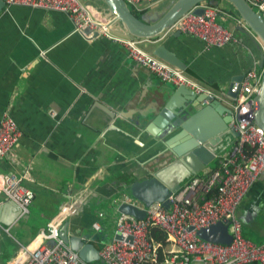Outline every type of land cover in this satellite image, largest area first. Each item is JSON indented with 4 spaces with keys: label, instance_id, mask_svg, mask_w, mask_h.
Instances as JSON below:
<instances>
[{
    "label": "crops",
    "instance_id": "1",
    "mask_svg": "<svg viewBox=\"0 0 264 264\" xmlns=\"http://www.w3.org/2000/svg\"><path fill=\"white\" fill-rule=\"evenodd\" d=\"M82 1L103 18L100 0ZM217 7L215 19L237 36L236 41L206 46L197 35L170 29L158 39L144 40L142 46L153 53L155 45L165 40L185 62L183 69L231 106L232 96L226 94L231 78L252 66L263 74L264 60L262 66L259 63L264 43L254 32L241 31L244 22L232 7ZM169 84L174 85L132 59L119 43L103 35L86 38L73 30L71 18L62 10L24 4L3 7L0 116L12 115L21 134L13 146V161L0 158V171L24 173L23 183L34 196L26 216L9 224L0 222V264L14 259L19 242L34 244L40 229L68 201H76L77 207L62 220L67 235L100 245L91 227L96 211L106 214V202L128 193L125 180L149 175L147 166L170 152H161L166 149L163 140L144 130L168 97ZM161 91L166 92L161 95ZM227 138L230 145L196 174L217 164L236 135ZM6 199L0 193L1 218L12 211L3 208ZM116 211L112 209L113 217ZM111 235L109 229L107 237Z\"/></svg>",
    "mask_w": 264,
    "mask_h": 264
},
{
    "label": "built area",
    "instance_id": "2",
    "mask_svg": "<svg viewBox=\"0 0 264 264\" xmlns=\"http://www.w3.org/2000/svg\"><path fill=\"white\" fill-rule=\"evenodd\" d=\"M5 5L24 4L45 9L62 10L73 22V30L86 38L95 31L122 45L127 54L160 79L184 85L195 93L206 92L212 98L219 95L195 77L162 57L147 51L142 42L149 38H135L109 29L104 18L97 17L90 5L82 0H4ZM130 7L141 0H125ZM150 3L158 0H147ZM251 4L264 16V0ZM204 10L197 13L194 6L180 15L169 29L199 36L206 46H222L236 41L237 36L219 23L215 16L217 5L202 1ZM143 9V8H142ZM139 9V10H142ZM262 70L249 68L242 80L233 82L237 90L230 102L234 115L228 126L234 130V144L218 157L217 164L202 175L194 173L167 196L169 206L161 201L144 204L129 193L121 201L144 209L143 217L116 211L114 229L108 239L98 246V258L103 264H264V243L257 244L242 233V221L237 211L252 182L264 170V131L253 119V99L259 91ZM21 134L16 120L7 112L0 116V158L13 161V146ZM26 175L15 171H0V193L20 207L19 217L29 212L34 191L23 183ZM94 178L92 176L89 181ZM137 201V202H136ZM69 205L51 217L38 232L34 244L19 242L14 259L7 264H93L83 259L60 234L62 220L70 216ZM104 211H96L91 227L95 236L103 233ZM227 225L229 241L204 238L199 230L211 224ZM61 225V226H60ZM152 226L165 233L164 241L157 239ZM7 229V228H6Z\"/></svg>",
    "mask_w": 264,
    "mask_h": 264
},
{
    "label": "water",
    "instance_id": "3",
    "mask_svg": "<svg viewBox=\"0 0 264 264\" xmlns=\"http://www.w3.org/2000/svg\"><path fill=\"white\" fill-rule=\"evenodd\" d=\"M100 1L103 3L101 14L109 29L130 37L158 39V34L168 30L185 11L194 6L195 12L202 13L204 8L198 4L208 1L222 8L232 7L235 12L233 13L240 16L244 22V25L241 24V31L254 32L264 43V16L248 0H164L155 6L145 8L140 14L134 13L125 0ZM4 6L5 1L0 0V11ZM98 35L97 31L93 34ZM153 53L180 68L186 67L185 62L169 48L165 40L155 45ZM263 60L264 54L261 55L260 66ZM242 78L243 75L231 78L227 95L236 96L237 90L232 91L231 86L233 82H240ZM168 87V97L164 98L162 107L150 117L144 130L163 140L166 149L161 152L168 150L170 152L161 161L156 160L147 166L149 175L133 181H124L129 182L125 186L127 192L142 203L149 204L157 200L166 207L169 206L167 196L180 187L185 177L197 173L231 143L227 137L234 136L235 132L228 126V122L238 117L220 98H212L206 92L195 93L184 85L169 84ZM164 92L166 91H161V95ZM223 113L225 115H222ZM253 119L264 131V72L259 91L253 99ZM162 122L164 123L161 125ZM169 134L171 135L168 136ZM164 159L166 160L163 161ZM3 202V208L10 207L12 211L9 216L0 217V222L9 224L19 215L20 207L11 199ZM67 204L72 212L77 207L76 201H68ZM116 209L136 217L144 215L143 208H137L126 201H121ZM237 214L242 223L264 231V170L245 193ZM199 233L204 238L226 242L230 238L227 225L220 222L200 229ZM60 234L83 259L92 261L98 258V247L94 243L84 242L76 235H67L66 222L61 226Z\"/></svg>",
    "mask_w": 264,
    "mask_h": 264
},
{
    "label": "rangeland",
    "instance_id": "4",
    "mask_svg": "<svg viewBox=\"0 0 264 264\" xmlns=\"http://www.w3.org/2000/svg\"><path fill=\"white\" fill-rule=\"evenodd\" d=\"M150 5V2L147 0H141L139 3L135 4V5H131L130 4V8L135 11V12H139V14L141 13V10L139 9H145L148 8ZM148 6V7H147ZM144 47L145 44H143ZM151 51V50H149ZM152 52V51H151ZM230 145V144H229ZM228 145V146H229ZM227 146V147H228ZM226 146L224 148H227ZM214 160V159H213ZM213 160L210 161V164L213 163ZM132 198H134L133 196H131ZM121 202V196L120 197H115L113 203L110 202H106V204L103 205V207L105 208L106 214L104 212V216L101 219L103 222V225H105L106 227L103 228V233H104V237H106L105 239H108V231L110 229V232L112 233V227H114V217L112 216V209L117 207L118 204ZM137 202V201H136ZM113 218V219H112ZM61 226V225H60ZM242 233L245 236V238L257 243V244H262L264 243V231H259L253 227H251V225L248 224H242ZM93 264H103V262L100 259H94L92 260Z\"/></svg>",
    "mask_w": 264,
    "mask_h": 264
},
{
    "label": "trees",
    "instance_id": "5",
    "mask_svg": "<svg viewBox=\"0 0 264 264\" xmlns=\"http://www.w3.org/2000/svg\"><path fill=\"white\" fill-rule=\"evenodd\" d=\"M132 10V9H131ZM144 9L141 10V12L143 11ZM133 11V10H132ZM134 13H137L139 14V12H135L133 11ZM215 160V159H214ZM216 161V160H215ZM216 165V164H215ZM214 165V166H215ZM151 231L153 233V235L157 238V239H161L162 241H164V243L166 242L165 239H164V236H165V233L161 230V228H159L158 226H152L151 227ZM104 234V233H103ZM102 233L98 236L101 240L102 239H105L106 237H104V235H102ZM97 236V235H96Z\"/></svg>",
    "mask_w": 264,
    "mask_h": 264
}]
</instances>
